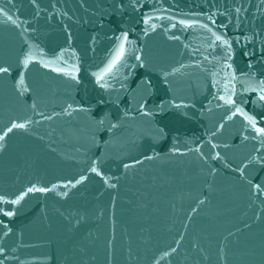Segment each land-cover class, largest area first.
Listing matches in <instances>:
<instances>
[{
    "label": "water",
    "instance_id": "95a60500",
    "mask_svg": "<svg viewBox=\"0 0 264 264\" xmlns=\"http://www.w3.org/2000/svg\"><path fill=\"white\" fill-rule=\"evenodd\" d=\"M0 69V264H264V0H0Z\"/></svg>",
    "mask_w": 264,
    "mask_h": 264
},
{
    "label": "snow or ice",
    "instance_id": "6c2138e0",
    "mask_svg": "<svg viewBox=\"0 0 264 264\" xmlns=\"http://www.w3.org/2000/svg\"><path fill=\"white\" fill-rule=\"evenodd\" d=\"M218 39H219V37H218ZM121 51H122V49H121ZM0 71H4V69H0ZM262 98H264V97H262ZM14 127H23V125H14Z\"/></svg>",
    "mask_w": 264,
    "mask_h": 264
}]
</instances>
